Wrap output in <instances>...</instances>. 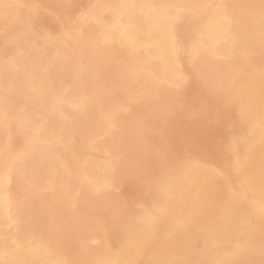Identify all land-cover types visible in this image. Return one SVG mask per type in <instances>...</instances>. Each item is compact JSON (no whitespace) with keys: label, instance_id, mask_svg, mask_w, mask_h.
Returning a JSON list of instances; mask_svg holds the SVG:
<instances>
[{"label":"rangeland","instance_id":"374dc122","mask_svg":"<svg viewBox=\"0 0 264 264\" xmlns=\"http://www.w3.org/2000/svg\"><path fill=\"white\" fill-rule=\"evenodd\" d=\"M109 1L0 0V177L6 176L9 164L12 166L10 183L5 188L12 200L11 218L0 211V264H10L1 258L4 248L15 254L7 244L12 240L10 237L22 242L34 238L50 248L54 255L59 254L65 260L64 264H97L103 261L106 249L115 252L122 249L120 237L127 236L131 229L139 233L144 230L142 212L155 213L164 220L168 204L160 192L163 181L193 166H219L225 160L227 145L238 136L235 105L230 104V98L217 89L207 63L191 72L196 81L184 89L161 98L154 95L153 99L130 101L131 106L125 110L123 105L127 99L135 96L134 89L127 83L129 74L123 69L128 61L127 55L118 52L109 55L95 33V23L100 20ZM94 53V58L88 59ZM61 65L70 68L68 77L60 74ZM40 89L44 91L46 101L33 92ZM112 114L114 130L110 136H105ZM61 135L72 138L73 152L58 144L56 137ZM120 144L125 148L122 149ZM110 157L114 158V163L117 159L115 170L108 176L110 188L101 194L84 187L79 191V181L84 174L100 172ZM56 160L68 164L71 177L51 176L50 170ZM127 170L131 173L128 174ZM263 235L264 228L255 229V247L260 255L240 264H264Z\"/></svg>","mask_w":264,"mask_h":264},{"label":"bare ground","instance_id":"6f19581e","mask_svg":"<svg viewBox=\"0 0 264 264\" xmlns=\"http://www.w3.org/2000/svg\"><path fill=\"white\" fill-rule=\"evenodd\" d=\"M105 7L100 20L95 23V33L109 55L117 52L127 55L128 61L125 62L123 69L129 74L127 83L134 89L135 96H131V98L127 99V103H124L123 107L125 110L131 106V104L129 106L130 101L146 100L154 95L161 98L163 97L162 95H168L179 89H184L191 84L190 82L195 80L192 78L194 75L191 77V72L193 70L196 72L203 64L207 63L208 68L212 71L211 79L217 84V89L230 98V104L232 102L235 105L238 136L227 145L225 160L219 166L213 164L193 166L187 171L163 181L160 186V192L168 204L166 211H164V220L159 219V216L155 213L142 212L144 230L140 233L135 231V229L128 230V233L127 230H124L127 236L120 237V242L123 244L122 249L118 252L106 249V258L97 264H240L242 261H247V259H255L259 252L255 247V240L257 239H255L254 232L255 229L263 230L264 228V0H110ZM94 56L95 53L88 59H92ZM114 63L112 67L115 66ZM69 69V67L61 65L59 72L61 75L68 77ZM198 73L201 72L198 71ZM33 92L43 101H46L42 89ZM79 97L81 98V96ZM98 103H101V101ZM221 114L224 117V113ZM113 119L112 114V121L109 118L110 124L106 126L107 129L104 132L105 136H110L114 130ZM56 140L59 145H64L66 151L73 152L74 144L70 136L61 135L56 137ZM95 143L93 142V144ZM203 143L205 144V141ZM212 146L214 147V145ZM123 148L125 147L122 145ZM110 159L108 162L105 161L104 169L100 172L84 174L79 181L80 187H78V190L84 187L95 194L106 192L110 188L108 176L117 166V159L115 163L113 162L114 158L110 157ZM67 165L58 160L54 161L50 170L51 176L53 175L57 178L60 176L71 177V172H69ZM11 168L12 166L10 167L9 164L6 169V176L4 178L0 177V211L8 219L11 218L12 200L9 199L5 188L10 183ZM53 179L55 180V178ZM156 203H159V201H156ZM159 212L161 213V211ZM12 223L14 224V222ZM11 232L13 231L11 230ZM10 238L12 240H8L7 244L12 247L15 254H10L6 248L1 252V258L8 260L10 264L65 263V260L58 256L59 254L54 255L50 248L34 238H30L25 242L18 241L15 237ZM84 243L86 242L84 241Z\"/></svg>","mask_w":264,"mask_h":264}]
</instances>
